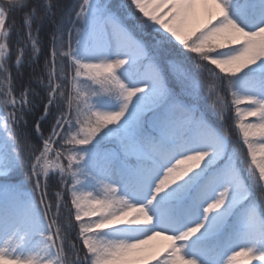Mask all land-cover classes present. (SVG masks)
Returning a JSON list of instances; mask_svg holds the SVG:
<instances>
[{
    "label": "snow or ice",
    "instance_id": "snow-or-ice-1",
    "mask_svg": "<svg viewBox=\"0 0 264 264\" xmlns=\"http://www.w3.org/2000/svg\"><path fill=\"white\" fill-rule=\"evenodd\" d=\"M0 264H264V0H0Z\"/></svg>",
    "mask_w": 264,
    "mask_h": 264
},
{
    "label": "trees",
    "instance_id": "trees-1",
    "mask_svg": "<svg viewBox=\"0 0 264 264\" xmlns=\"http://www.w3.org/2000/svg\"><path fill=\"white\" fill-rule=\"evenodd\" d=\"M69 2H72V0H69ZM112 2L118 3L119 0H112ZM17 21L19 22V16H17ZM31 70H32L31 68H25V70H24V78H25V80H27L28 73ZM33 127H34V121L32 120V118H29V127H28V130L31 132L32 129H33ZM242 155H243V153H242ZM256 195H257V198L259 199L260 198V192H259V190H256Z\"/></svg>",
    "mask_w": 264,
    "mask_h": 264
},
{
    "label": "rangeland",
    "instance_id": "rangeland-1",
    "mask_svg": "<svg viewBox=\"0 0 264 264\" xmlns=\"http://www.w3.org/2000/svg\"><path fill=\"white\" fill-rule=\"evenodd\" d=\"M149 243L152 244V245H159V244L162 243V241L159 238H157L156 240L151 241ZM240 259L242 260L243 258L241 257Z\"/></svg>",
    "mask_w": 264,
    "mask_h": 264
}]
</instances>
